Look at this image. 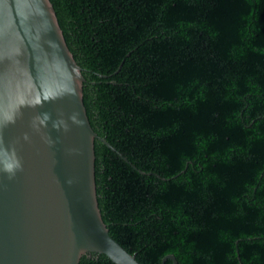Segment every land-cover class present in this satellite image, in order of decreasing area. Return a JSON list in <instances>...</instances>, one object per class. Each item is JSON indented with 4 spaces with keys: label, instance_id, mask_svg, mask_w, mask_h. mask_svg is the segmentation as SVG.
Returning <instances> with one entry per match:
<instances>
[{
    "label": "trees",
    "instance_id": "obj_1",
    "mask_svg": "<svg viewBox=\"0 0 264 264\" xmlns=\"http://www.w3.org/2000/svg\"><path fill=\"white\" fill-rule=\"evenodd\" d=\"M51 1L117 149L95 140L111 235L142 264H264V0Z\"/></svg>",
    "mask_w": 264,
    "mask_h": 264
},
{
    "label": "water",
    "instance_id": "obj_2",
    "mask_svg": "<svg viewBox=\"0 0 264 264\" xmlns=\"http://www.w3.org/2000/svg\"><path fill=\"white\" fill-rule=\"evenodd\" d=\"M83 67L51 0H0V264H142L99 206ZM174 254H167L162 264Z\"/></svg>",
    "mask_w": 264,
    "mask_h": 264
}]
</instances>
